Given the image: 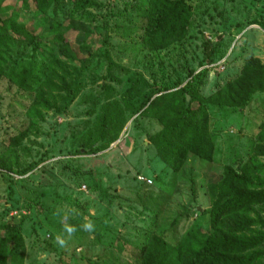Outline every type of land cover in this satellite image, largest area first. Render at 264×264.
Wrapping results in <instances>:
<instances>
[{"label": "rangeland", "instance_id": "1", "mask_svg": "<svg viewBox=\"0 0 264 264\" xmlns=\"http://www.w3.org/2000/svg\"><path fill=\"white\" fill-rule=\"evenodd\" d=\"M184 1L192 10L185 33L161 39L139 0H0V236L20 225L24 238L8 264H167L173 256L190 264L192 237L215 231L226 170L261 167L247 177L264 188V92L246 96L256 73L242 74L249 60L264 64V0ZM30 67L62 90L26 91L11 79ZM202 70L191 106L200 122L207 116L213 158L190 151L176 170L150 139L164 122L143 111L161 95V106L181 105L179 90ZM40 91L52 108L37 106ZM111 99L128 122L114 143L89 151ZM219 228L264 232V203L227 214Z\"/></svg>", "mask_w": 264, "mask_h": 264}, {"label": "trees", "instance_id": "2", "mask_svg": "<svg viewBox=\"0 0 264 264\" xmlns=\"http://www.w3.org/2000/svg\"><path fill=\"white\" fill-rule=\"evenodd\" d=\"M38 1L42 5L48 2V0ZM52 1L56 4L59 2V0ZM139 1L142 3L139 8L140 12L145 17L150 18V35L152 37L158 35L163 39L185 33L192 15L191 6L187 1ZM260 24L264 27V22H260ZM27 36L30 37L28 33ZM31 40L37 41V38L33 37ZM3 54L4 52L0 49V66L3 61L6 62V59L2 57ZM205 72L202 70L196 75L194 74L193 79L179 90V93L183 95L181 105L169 103L161 106L167 97L161 95L157 100L150 102L143 111L145 113L154 110L156 117L164 122L165 127L152 135L150 139L162 159L176 170L182 168L190 151L205 160H212L213 158L214 141L208 132L207 116L204 119L201 118L202 121L200 122L202 116L200 108L196 109L191 106L192 102L197 100L194 86L204 76ZM18 73L20 76L19 74L13 75L11 79L17 81L19 86L26 91H34L38 89L37 87H46L51 91L62 90L53 81L41 82L45 76L43 67H30L29 71L21 70ZM254 73H256V77L253 84L247 89L246 96L248 97H252L257 92H264V64L249 60L246 62L242 74ZM38 99L37 106L52 108L45 91L44 93L40 91ZM226 104L234 105V99L227 101ZM37 112L36 108L30 110V114L33 116H36ZM127 122L128 116L125 106H122L115 99L107 100L90 129L88 144L85 146L92 152H98L104 147L107 148L119 139ZM5 166L8 167V165ZM5 166L1 168L10 170L9 167L6 168ZM259 170L261 167L247 165L243 169L244 175H239L230 168L226 170L224 180L217 186L223 196L211 211V225L215 231L201 240L194 239L192 237L194 235L189 234V237L196 241V248L190 257V264H196L197 260L202 263L205 259L209 260V264H254L256 260L262 259L264 256V232H258L253 236H233L230 230L219 228V222L223 221L227 214L247 212L252 206L264 203V188L259 189L261 186L254 184L247 177L249 173H257ZM249 223L257 225L258 221H249ZM240 226L241 230L246 229L248 221L242 222ZM23 242L24 238L20 225L10 227L8 237L2 238L0 236V264H8L10 255H12L13 260L19 258L18 253L22 250ZM249 251H254V253L248 256L247 252ZM167 264H180V257L169 258Z\"/></svg>", "mask_w": 264, "mask_h": 264}, {"label": "built area", "instance_id": "3", "mask_svg": "<svg viewBox=\"0 0 264 264\" xmlns=\"http://www.w3.org/2000/svg\"><path fill=\"white\" fill-rule=\"evenodd\" d=\"M139 179L142 181V182H144V183H148V184H152V182H151V180H147L145 177H143V176H140L139 177Z\"/></svg>", "mask_w": 264, "mask_h": 264}, {"label": "water", "instance_id": "4", "mask_svg": "<svg viewBox=\"0 0 264 264\" xmlns=\"http://www.w3.org/2000/svg\"><path fill=\"white\" fill-rule=\"evenodd\" d=\"M189 99V98H188Z\"/></svg>", "mask_w": 264, "mask_h": 264}]
</instances>
